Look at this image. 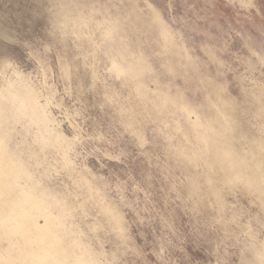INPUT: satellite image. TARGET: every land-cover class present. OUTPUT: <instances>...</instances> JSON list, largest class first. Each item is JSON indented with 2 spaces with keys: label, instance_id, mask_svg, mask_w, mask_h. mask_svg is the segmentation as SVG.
Instances as JSON below:
<instances>
[{
  "label": "rangeland",
  "instance_id": "374dc122",
  "mask_svg": "<svg viewBox=\"0 0 264 264\" xmlns=\"http://www.w3.org/2000/svg\"><path fill=\"white\" fill-rule=\"evenodd\" d=\"M0 264H264V0H0Z\"/></svg>",
  "mask_w": 264,
  "mask_h": 264
}]
</instances>
